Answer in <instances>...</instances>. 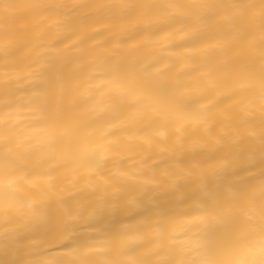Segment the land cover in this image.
<instances>
[{
    "label": "snow or ice",
    "instance_id": "1",
    "mask_svg": "<svg viewBox=\"0 0 264 264\" xmlns=\"http://www.w3.org/2000/svg\"><path fill=\"white\" fill-rule=\"evenodd\" d=\"M0 11V264H264V0Z\"/></svg>",
    "mask_w": 264,
    "mask_h": 264
},
{
    "label": "bare ground",
    "instance_id": "2",
    "mask_svg": "<svg viewBox=\"0 0 264 264\" xmlns=\"http://www.w3.org/2000/svg\"><path fill=\"white\" fill-rule=\"evenodd\" d=\"M11 2L15 3V2H18V0H11ZM2 15H3V13H2V11H0V32H3L4 27H5V24H4L3 20H2ZM32 24H33V22L30 21V20H18L14 24V27H15V29L17 31L25 32V31H27L28 29H30L32 27ZM93 34L94 33L91 30L88 32V36H92ZM109 38L110 37H108V36H102V37H99V41L100 42H105ZM89 43L92 44V45L95 44V42H93V41H89ZM2 67H3V65H2V63H0V68H2ZM226 95H227V91L225 89V90H223V94L221 95L220 98H224V96H226ZM233 106H234L233 105V102L232 101H228L227 103H225V104H223L221 106V112H228L230 109L233 108ZM59 179L65 180V182H66L67 179H70V173H64V174H62L59 177ZM121 219L127 220L128 218L127 217H122Z\"/></svg>",
    "mask_w": 264,
    "mask_h": 264
}]
</instances>
